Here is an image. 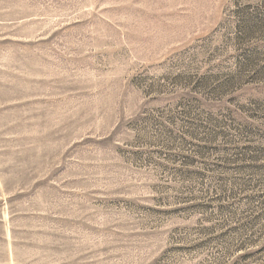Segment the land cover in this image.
Returning a JSON list of instances; mask_svg holds the SVG:
<instances>
[{"label": "rangeland", "instance_id": "374dc122", "mask_svg": "<svg viewBox=\"0 0 264 264\" xmlns=\"http://www.w3.org/2000/svg\"><path fill=\"white\" fill-rule=\"evenodd\" d=\"M0 264H264V0H0Z\"/></svg>", "mask_w": 264, "mask_h": 264}]
</instances>
